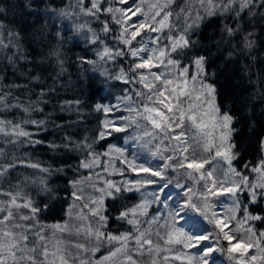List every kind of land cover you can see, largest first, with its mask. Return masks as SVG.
<instances>
[{
	"label": "snow or ice",
	"instance_id": "6c2138e0",
	"mask_svg": "<svg viewBox=\"0 0 264 264\" xmlns=\"http://www.w3.org/2000/svg\"><path fill=\"white\" fill-rule=\"evenodd\" d=\"M52 11L99 21V30L88 20L75 27L90 34L99 61H128L127 70L100 73L131 85L120 103L96 105L105 114L127 115L76 139L70 121L46 112L54 89L34 85L42 78L16 67L28 61L20 34L0 24V50L11 52L6 58L17 76L0 79V145L6 146L0 147V264H145V257L148 264H215L217 252L232 264H264V215L253 208L264 205V139L258 162L243 161L237 118L220 101L218 74L209 70L213 57L225 67L243 61L240 71L253 83L252 68L264 65V0H91L90 6L76 0L68 11ZM113 23L120 26L119 48L105 42ZM49 55L62 68L59 49ZM256 83L250 99L264 107V67ZM79 104L65 101L58 111L79 112ZM115 133L127 134L125 143L146 155L100 143ZM37 146L75 155L78 163L53 167L21 151ZM20 168L34 172L13 183ZM69 171L68 218L46 224L47 201L58 197L53 177ZM129 171L137 178H109ZM153 205L166 214L151 212Z\"/></svg>",
	"mask_w": 264,
	"mask_h": 264
},
{
	"label": "trees",
	"instance_id": "16d2710c",
	"mask_svg": "<svg viewBox=\"0 0 264 264\" xmlns=\"http://www.w3.org/2000/svg\"><path fill=\"white\" fill-rule=\"evenodd\" d=\"M75 2L76 0H0V24H3L4 32L11 30L19 33L23 46L28 51V61H20L16 67L28 73L34 72L37 77L42 78L40 81H34V85L38 83L42 87L46 84L47 88L54 89L52 101L48 104L46 112L51 113L54 117L64 116V121L61 122L70 121L72 123L71 131L75 134V138L82 140L84 137L95 136L97 129L102 128L105 120L111 121L114 115L122 114L115 110L105 114L102 111H97L96 105L100 104L114 109L115 105L120 103L118 97L126 94L131 85L107 79L100 74L104 69L112 73L118 72L120 68L127 70L128 61L117 60L114 63L99 61L96 55V46L92 45L87 38L90 34H87L86 29L77 32L75 27L76 24L88 20L91 21V26L94 29L99 30L102 27L99 21L83 15L79 19L75 16L69 18L52 11V9L68 11ZM90 3L91 0H85L86 5L90 6ZM218 23L206 27L205 35L215 29ZM111 26L115 31L106 35L105 42L113 48H119L121 45L115 40V37L118 35L120 26L115 23ZM53 49H59L63 57L62 68L49 55ZM259 55L264 59V52H260ZM10 56L11 52L0 50V79L6 82L17 78L13 75L15 70L13 65L6 58ZM89 60L96 61V64L87 63L86 61ZM26 63L27 68H24ZM101 64H103V68H101ZM243 66V61H241L239 66L225 67L220 60L213 57L209 70L218 74L219 79L216 82L220 101L229 106L237 118L238 131L235 134V142L242 153V160L257 163L261 158L260 141L264 139V107L259 106V101L250 98L257 91L256 81L260 74V67H264V65L252 68L253 83H249L247 74L240 71ZM17 75L20 80L24 79L23 75L19 73ZM242 76L244 77L243 84L241 83ZM36 91L39 92L40 87H36ZM65 101H80L79 112L71 114L59 112V106L63 105ZM126 135L125 133H115L114 136L100 143L106 146L110 142L126 148L130 153L132 144L125 143ZM47 139L51 141L55 137L48 135ZM0 147L6 146L0 145ZM139 150L141 149L139 148ZM21 151L31 153V158L34 161L51 164L53 167H67L78 163V158L75 155L53 153L46 147L37 146L34 151L32 149H21ZM116 164L117 167H124L119 161H116ZM33 172L34 170L30 168H20L17 173L13 174V183L23 180L24 175H31ZM128 174V176L125 174V177L117 175L114 178L120 180L128 179L129 176L136 177L135 173L131 171ZM71 176L72 173L69 171L66 176L53 177L54 185L58 189V197L47 201L48 207L42 213L44 223H62L68 218L67 209L71 203L68 180ZM151 190V186L144 189V191ZM176 191L178 190L173 189L174 193ZM37 199L46 198L37 197ZM253 208L258 212V210H264V205H254ZM111 223L112 230L115 232L117 230L116 223L115 221ZM205 226L209 229L206 223ZM225 259L227 262L228 258L225 254L219 252L214 254L215 264L216 262L221 263ZM226 262L223 263L226 264Z\"/></svg>",
	"mask_w": 264,
	"mask_h": 264
},
{
	"label": "rangeland",
	"instance_id": "374dc122",
	"mask_svg": "<svg viewBox=\"0 0 264 264\" xmlns=\"http://www.w3.org/2000/svg\"><path fill=\"white\" fill-rule=\"evenodd\" d=\"M122 115H127V113H119V114H117V115H114L113 116V119H111V121H115L117 124H119V122H120V120L118 119V117H120V116H122ZM132 145H130L131 146V152L130 153H133V154H135V153H140L141 154V157L143 158L146 154L145 153H143L141 150H139V148H137L138 146L136 145V144H134V143H131ZM137 148V149H136ZM135 151V152H134ZM132 157L131 156H129V159H131ZM127 174V176L129 175L128 174V172L126 173ZM109 178H111V179H115L114 178V176H112V177H109ZM137 177H132V176H129V180H132V179H136ZM159 207V209H160V211H157V208ZM150 211L151 212H156V214L157 215H160L161 214V212H163L164 214H166V209H163V207L162 206H157V205H153L152 206V208L150 209ZM258 214H262V215H264V210H258V212H257ZM181 223H182V221H180ZM206 223V222H205ZM209 226V229H211V225H208ZM261 228H264V225H261L260 226ZM173 247H177V246H173ZM192 252H195V249H192L191 250ZM219 258H221V257H219ZM228 258V257H227ZM223 262H226V259L223 261ZM223 262H221V263H219V262H216V264H225V263H223ZM145 264H148V258H145ZM161 264H164V262H162L161 261ZM170 264H180V262L179 261H171L170 262ZM226 264H232V262H230L229 261V259H228V261L226 262Z\"/></svg>",
	"mask_w": 264,
	"mask_h": 264
}]
</instances>
